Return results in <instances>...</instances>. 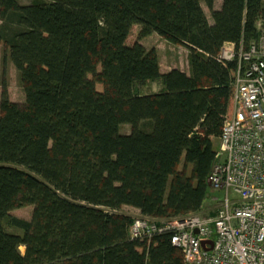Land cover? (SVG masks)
<instances>
[{"label":"trees","instance_id":"obj_1","mask_svg":"<svg viewBox=\"0 0 264 264\" xmlns=\"http://www.w3.org/2000/svg\"><path fill=\"white\" fill-rule=\"evenodd\" d=\"M214 1L0 0L2 59L24 93L11 101L2 80L0 264H183L169 233L130 239L119 210L162 220L203 206L236 67L217 54L264 21V0ZM152 33L187 50L188 74L160 72L140 43ZM151 81L162 90L138 92ZM27 205L29 220L9 214Z\"/></svg>","mask_w":264,"mask_h":264},{"label":"built area","instance_id":"obj_2","mask_svg":"<svg viewBox=\"0 0 264 264\" xmlns=\"http://www.w3.org/2000/svg\"><path fill=\"white\" fill-rule=\"evenodd\" d=\"M256 27V40L224 42L217 54L224 65L236 62L231 113L207 177L208 199L219 207L212 216L201 210L162 220L139 214L128 226L132 240L169 233L183 264H264V21Z\"/></svg>","mask_w":264,"mask_h":264},{"label":"rangeland","instance_id":"obj_3","mask_svg":"<svg viewBox=\"0 0 264 264\" xmlns=\"http://www.w3.org/2000/svg\"><path fill=\"white\" fill-rule=\"evenodd\" d=\"M21 4H30L31 2L37 1V0H17ZM264 5V3H263ZM205 8V11L207 13L208 20L212 22V18L210 15L209 10ZM139 30L138 25H133L130 29V33L127 37V43L131 44L133 43L137 38V33ZM140 43L146 48H152L155 47L157 50V55L159 59V66H160V72L166 73L167 70L171 69H180V70H188V60H187V50L184 47H174L170 43L165 42L166 46L164 45V40L159 37L157 34L152 33L147 37H144L140 40ZM3 54V47L0 45V91H1V83L2 80L5 81V84L7 86V93L8 97L11 101L16 103H24V93L23 89L19 80V75L13 64L11 63L9 58H5L4 62L2 59ZM166 71V72H163ZM152 82V81H151ZM141 86H138V92H142V89L140 91ZM97 90H102L101 84H96ZM130 131V126L127 124H123L119 128V132L122 134H127ZM219 144V138L214 140V147L217 148ZM181 168V166H180ZM218 201H212L208 198L205 199L203 203V207L201 209V214L212 216L215 212V209L219 207ZM121 213H124L126 215L131 216L132 218L137 217L140 213L134 208L130 206H122L119 210ZM32 213V206L27 205L20 208H16L14 210H11L9 212L10 215L29 220ZM8 231L20 233L21 231L15 228H11L9 226L6 227ZM20 249V247H19ZM21 252L24 251L23 249H20Z\"/></svg>","mask_w":264,"mask_h":264},{"label":"crops","instance_id":"obj_4","mask_svg":"<svg viewBox=\"0 0 264 264\" xmlns=\"http://www.w3.org/2000/svg\"><path fill=\"white\" fill-rule=\"evenodd\" d=\"M221 5H222V0H215L214 1V8L215 9H220V7H221ZM201 6H202V8L204 9V11H205V8L204 7H206L202 2H201ZM205 14H206V16H207V13H206V11H205ZM208 18V17H207ZM209 21V20H208ZM210 22V21H209ZM210 23H212V22H210ZM165 40H164V45L166 46V44H167V42H166V44H165ZM172 45V44H171ZM173 46V45H172ZM174 47H175V45H174ZM177 48L178 47H181V46H176ZM160 65V64H159ZM167 71H169V70H167ZM182 71H184V70H182ZM163 72H166V71H163ZM184 72H186L187 74L189 73V68H188V70H186V71H184ZM141 86V88H140V91H141V89H142V92H139V93H142V94H146V93H154V92H160L161 90H162V85H161V83L160 82H158V81H152V82H149V83H147V84H143V85H140ZM133 208V207H132ZM134 210H136V211H138L139 212V210L138 209H136V208H134Z\"/></svg>","mask_w":264,"mask_h":264},{"label":"bare ground","instance_id":"obj_5","mask_svg":"<svg viewBox=\"0 0 264 264\" xmlns=\"http://www.w3.org/2000/svg\"><path fill=\"white\" fill-rule=\"evenodd\" d=\"M21 4V3H20ZM217 149V148H216ZM216 152V151H215ZM207 185H208V183H207ZM210 194V190H209V187H208V193H207V195H206V198H208V195ZM127 233H128V229H127ZM157 235V234H156ZM151 240V239H150ZM149 240V241H150ZM149 241H145V242H149ZM20 249H23V246H20ZM181 259H182V257H181ZM183 263V262H182Z\"/></svg>","mask_w":264,"mask_h":264},{"label":"water","instance_id":"obj_6","mask_svg":"<svg viewBox=\"0 0 264 264\" xmlns=\"http://www.w3.org/2000/svg\"><path fill=\"white\" fill-rule=\"evenodd\" d=\"M195 233H197V230H195Z\"/></svg>","mask_w":264,"mask_h":264}]
</instances>
